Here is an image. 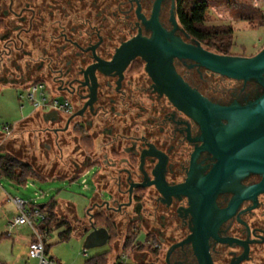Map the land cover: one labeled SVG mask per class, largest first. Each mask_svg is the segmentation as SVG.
I'll return each instance as SVG.
<instances>
[{"label":"flooded vegetation","instance_id":"af4514ba","mask_svg":"<svg viewBox=\"0 0 264 264\" xmlns=\"http://www.w3.org/2000/svg\"><path fill=\"white\" fill-rule=\"evenodd\" d=\"M174 1L184 28L179 0H163L160 20L168 30L174 27ZM155 2L0 0V88L39 80L69 99L70 114L57 112L56 120L42 115V125L32 131L40 141L41 168L98 165L101 194L110 196L96 197L90 214L113 222L120 217L145 233L152 264H201L199 241L191 240L201 227L213 264H264V192L254 198L250 190L262 177L234 175L218 191L205 188L217 159L204 148L199 122L155 88L141 56L124 68L109 64L140 31L152 35L139 14L150 19ZM176 33L193 42L181 29ZM174 66L193 88L222 105L247 104L264 91L243 80L221 88L219 79L227 76L190 59L175 58ZM45 138L51 143L41 144Z\"/></svg>","mask_w":264,"mask_h":264},{"label":"water","instance_id":"95a60500","mask_svg":"<svg viewBox=\"0 0 264 264\" xmlns=\"http://www.w3.org/2000/svg\"><path fill=\"white\" fill-rule=\"evenodd\" d=\"M162 2L163 0H156L150 19L142 13L139 14L144 24L152 30V35L144 36L140 31L137 36L118 48L114 60L109 64L121 63L124 68L138 56L145 59L146 69L154 80L155 88L166 93L179 108L199 122L203 131L204 148L217 159L204 178V187H214L218 191L230 177L252 173L262 177L261 181L250 189L252 197L255 198L264 192V91L247 104L215 103L182 78L176 71L174 59H190L210 71L236 80L253 81L264 88V48L252 56L212 51L181 27L176 15L175 1L171 17L174 27L171 30L165 28L160 20ZM177 29H181L193 42H186L176 33ZM56 115L57 111H51L45 113L44 118L56 120ZM141 186L145 188L148 184ZM41 207H44V204ZM209 207L210 205L204 209L203 214L206 226L205 218ZM90 217L92 231L87 236L85 247L107 244L110 238L109 229L105 226L97 227L92 214ZM201 230L202 232L198 230L197 236H193L191 240L199 241L200 248L197 253L201 264H213L208 235L203 227Z\"/></svg>","mask_w":264,"mask_h":264},{"label":"rangeland","instance_id":"374dc122","mask_svg":"<svg viewBox=\"0 0 264 264\" xmlns=\"http://www.w3.org/2000/svg\"><path fill=\"white\" fill-rule=\"evenodd\" d=\"M208 1L210 4L207 10L205 26H231L234 29V44L229 53L230 55L252 56L264 48V24H261L263 23L262 18L256 12V9H258L264 13V0ZM246 17H253V19H246ZM219 80L221 88H227L235 84L239 85L237 80L235 82L233 79L227 77H220ZM21 91L22 88L16 86L0 88V132L2 133L6 132L4 131L6 125L16 126L22 119L32 117L35 114L32 104L19 99ZM22 104L24 108L21 107ZM41 125L42 123L40 122ZM20 130L16 132V136L11 138L8 137L10 135H0V147L3 149L0 152H8L22 161L42 167L43 154L41 149H38V154H35L37 152H33V147L36 145L34 141L37 142V138L28 136L26 141L30 140L29 144L25 141L22 144L21 141L24 140L25 136L22 135V139L20 138ZM46 141L51 143L52 139L48 140L45 138L41 144ZM71 148L69 147V149ZM65 149L67 151L68 147ZM36 155L41 159L37 158ZM42 169L44 170L41 171L42 175L40 173L39 178H29L24 184H18L5 177L0 178V260L7 264H38V260L29 258V244L33 236V229L27 224L21 225L15 222L19 211L11 200V197H20L36 206L47 204L53 199L73 202L76 205L77 215L80 219H83L80 222L76 220L78 218L71 215L72 213H69L68 207L65 204L64 207L55 208V214L50 223V232L52 233L46 235V238H48L47 257L48 259L53 258V263L51 264H83L89 257L104 252H109L108 259L110 260L111 255L115 256L122 253L121 251L124 250V247L121 250L120 244L123 243L124 238H127V235L131 232L128 230V226H126L127 221H123V229L118 234L113 233L109 243L106 245L85 249L88 235H76L75 233L79 231L73 232L70 238L66 240H60L59 238L61 229H66L68 225L77 226L80 228L79 230L87 232L86 227L89 225L86 210L90 207L91 201L96 195L97 185L93 176L99 170L98 165H93L87 175L74 181L66 178H53L55 176L53 172H50L48 168ZM61 170L65 172L63 168ZM85 178H87V184L84 183ZM109 196L110 193L108 191L104 190L102 192L101 197L103 199H107ZM117 220L120 221V218ZM116 242L118 243L115 251L114 244ZM133 245L132 248L124 250V252L130 255L129 253L135 247L141 251L150 248L149 241L143 232L137 234ZM134 263L135 261L132 256L126 259V264ZM107 264H110V261ZM112 264H116L115 261H112Z\"/></svg>","mask_w":264,"mask_h":264},{"label":"trees","instance_id":"16d2710c","mask_svg":"<svg viewBox=\"0 0 264 264\" xmlns=\"http://www.w3.org/2000/svg\"><path fill=\"white\" fill-rule=\"evenodd\" d=\"M210 2L208 0H179L178 2V17L185 28V30L194 38L202 41L206 46L212 48L218 53L229 54L233 46L234 40V29L231 26L226 27H209L205 26L207 20V10ZM264 24V13L256 9ZM253 19V17H246V19ZM83 143H88L85 136L81 137ZM5 177L18 184H24L29 178H39L40 174L36 168L26 162L22 161L8 152H0V178ZM57 201L53 199L49 203L41 207L42 211L45 212L46 218L41 224V231L44 234L50 233V223L55 214V208ZM101 222V224H99ZM66 224V223H64ZM63 224V225H64ZM99 224V225H98ZM96 226H106L111 229V222L102 218L95 221ZM128 230L131 232L127 235L124 250L132 248L134 240L138 234L136 228L133 225L128 226ZM73 227L68 225L66 230L60 233V239L66 240L70 238ZM4 237V236H2ZM46 253H48V245H46ZM109 252L96 254L85 260L83 264H107ZM53 260V258H51ZM1 264H5L1 262ZM116 264H122L116 262Z\"/></svg>","mask_w":264,"mask_h":264},{"label":"built area","instance_id":"2783aa9c","mask_svg":"<svg viewBox=\"0 0 264 264\" xmlns=\"http://www.w3.org/2000/svg\"><path fill=\"white\" fill-rule=\"evenodd\" d=\"M19 96L20 99L27 100L35 109L41 110L43 113L57 111L70 114L72 112L69 99L61 97L57 92L49 91L44 81H31L22 88ZM4 130L11 133V125H6ZM11 200L19 211L15 222L21 225L27 224L33 229L30 257L38 260V264L53 263V260L48 259L46 253V234L41 231V224L46 218L45 212L40 206L32 205L20 197H11ZM127 257L126 252L120 254L122 262H125Z\"/></svg>","mask_w":264,"mask_h":264},{"label":"crops","instance_id":"0c3cea01","mask_svg":"<svg viewBox=\"0 0 264 264\" xmlns=\"http://www.w3.org/2000/svg\"><path fill=\"white\" fill-rule=\"evenodd\" d=\"M19 99H20V97H19ZM21 101H27V100H22V99H20ZM21 107L22 108H24V105L22 104L21 105ZM34 108V107H33ZM35 109V108H34ZM35 114H34V116H32V117H28V118H25V119H22L21 121H19L18 123H17V125L16 126H11L12 127V130H11V133H7V132H4V133H2V132H0V135H10V136H8L9 138H11V137H13V136H16V132L17 131H19V129H21L20 130V132H19V134H20V138L22 139V135H24L25 136V138H24V140H22L21 142H22V144L24 143L23 141H25V142H28L27 144H29V141L30 140H28V141H26V138L29 136H33V138H35L36 137V135L32 132L34 129H36L37 127H39V125H40V119H39V117L40 116H42V115H44L45 113H43L41 110H37V109H35V112H34ZM23 127V128H22ZM5 131V130H4ZM16 138V137H15ZM10 142V141H9ZM39 140H37V142H35L34 141V144H36V145H34V147H33V152L35 153V152H37V153H35V154H38V149H39ZM33 144V143H32ZM33 146V145H32ZM31 146V147H32ZM35 148V149H34ZM28 150H30V148H28ZM0 151H3V149L0 147ZM33 153V154H34ZM36 157L37 158H40V157H38V155H36ZM41 159V158H40ZM31 164V163H30ZM35 168H36V170L38 171V173L40 174L41 173V175H42V170H44V169H42L41 167H39V165L38 166H36V164H32ZM39 167V168H38ZM92 166H90V167H86V168H84V169H82V170H80V171H73V170H65V172H62V170H60V169H58L57 171H53V169H49L50 170V172H53V174L55 175V176H53V178H56V177H58V178H66V179H69V180H71V181H74V180H77L78 178H80V177H82V176H85V175H87L89 172H90V168H91ZM87 170H89L88 171V173H85ZM46 171V170H45ZM99 171L98 172H96L95 174H94V176H93V178H94V181H95V183H96V185H97V190H96V195L94 196V198L92 199V201H91V205H90V207L86 210V217H88V227H86L87 229V232H84V230H79L80 228L79 227H77V226H73V225H71L72 227H73V231H72V233H71V235L73 234V232H76V231H79V232H76L75 234L76 235H82V234H86V235H88L91 231H92V227H91V217H90V213H91V207H92V205H93V201H94V199L96 198V197H99V196H101L102 194H101V190H100V187H99V185H98V183H99ZM53 178H46V179H53ZM41 179V178H40ZM86 180H87V178H85L84 179V183L85 184H87V182H86ZM57 201V205H56V207H64V204L68 207V211H69V213H72L71 215L72 216H75L76 218H78V219H76V220H79V222L81 221V220H83V219H80L79 217H78V215H77V211H76V205L73 203V202H66V201H59V200H56ZM45 205V204H44ZM65 206V207H66ZM89 209H91L90 211H89ZM57 210V209H56ZM89 211V212H88ZM93 215V217H92V219H93V221H94V223H95V221L96 220H100L101 218H102V215H100V214H98L97 212L96 213H94V214H92ZM103 218H105L104 216H103ZM118 218H120V217H118ZM120 221H122V222H120ZM120 221L119 220H117L116 219V221H110L111 222V229H109V231H110V238H109V240H108V242L107 243H109V241H110V239H111V237H112V235H113V233H116V234H118V232L120 231V230H122L123 229V227H124V223H123V220L122 219H120ZM125 222V221H124ZM64 226V225H63ZM126 226H127V222H126ZM97 227H99V226H97ZM101 227V226H100ZM106 227V226H105ZM57 229H60V228H57ZM117 229V230H116ZM64 230H66V229H61V231H60V233L62 232V231H64ZM52 232H50V234H51ZM60 233H59V238H60ZM50 236V235H49ZM48 236V237H49ZM48 239V238H47ZM61 240V239H60ZM125 240H126V238H124V241H123V243H121L120 245H121V250H122V248L124 247V244H125ZM147 240H148V238H147ZM32 241H33V236H32V238H31V240H30V244H29V249H30V247H31V243H32ZM117 243L118 242H116L114 245V248H115V251H116V248H117ZM46 245H47V240H46ZM106 245V244H105ZM101 246V245H100ZM94 247V246H93ZM85 249H88V248H86L85 247ZM121 252H124V250L123 251H121ZM85 253V252H84ZM120 254L121 253H119L118 255H115V256H112L111 255V258H110V260L108 259V261H110V264H112V261L114 262L115 261V263L116 262H120V263H122V264H126V261L125 262H122L121 260H120ZM130 255H128V257L127 258H129V257H133L134 258V261H135V263L134 264H152V260L154 259V254H153V251H152V249L151 248H149V249H144V250H138L136 247H135V249L134 250H132V252H130L129 253ZM29 258H31L30 257V251H29ZM51 259V258H50ZM0 262H2L1 260H0ZM5 264H7L6 262H4Z\"/></svg>","mask_w":264,"mask_h":264}]
</instances>
